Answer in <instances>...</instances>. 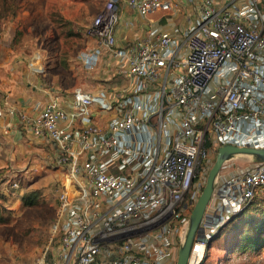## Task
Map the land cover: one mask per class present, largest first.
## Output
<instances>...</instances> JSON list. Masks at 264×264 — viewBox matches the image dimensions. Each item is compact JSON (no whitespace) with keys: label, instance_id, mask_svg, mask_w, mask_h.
<instances>
[{"label":"built area","instance_id":"2783aa9c","mask_svg":"<svg viewBox=\"0 0 264 264\" xmlns=\"http://www.w3.org/2000/svg\"><path fill=\"white\" fill-rule=\"evenodd\" d=\"M124 2L148 17L173 1L107 0L88 26L94 46L80 54L84 67L96 68L107 51L126 83L77 86L68 102L47 85L48 100L24 108L0 90L3 134L18 120L57 150L42 166L63 170L48 240L31 264H176L219 147L264 148V0H200L184 27L150 25L146 37L119 46ZM42 61L36 52L29 66L42 74ZM235 159L216 179L188 264H201L264 189V161L239 169ZM23 170L0 169V192L19 189Z\"/></svg>","mask_w":264,"mask_h":264},{"label":"rangeland","instance_id":"374dc122","mask_svg":"<svg viewBox=\"0 0 264 264\" xmlns=\"http://www.w3.org/2000/svg\"><path fill=\"white\" fill-rule=\"evenodd\" d=\"M107 0H18V16L9 17L0 37V56L13 72L38 77L46 85L59 87L64 94L77 86L110 88L118 79L113 65L104 60L94 68L84 67L80 54L94 46L86 30ZM42 56L44 73H36L29 63L34 54ZM117 78V79H116ZM116 79V80H115ZM112 80H115L112 82ZM24 136V134H22ZM47 147V146H45ZM39 149L24 160L26 168L43 160ZM256 160L249 156L235 159L237 168H247ZM233 163V164H234ZM14 157H9L3 170L25 169ZM232 165L226 171L233 170ZM2 170V169H1ZM5 172V171H4ZM63 174L57 167H47L37 173L23 170L21 187L0 192V264H31L44 248L55 217L59 182ZM37 190L39 204L24 205L23 195ZM256 220H261L259 229ZM246 232L244 235V231ZM259 238L256 252L240 248L245 237ZM201 264H264V192L245 209L241 218L229 222L223 232L208 247Z\"/></svg>","mask_w":264,"mask_h":264},{"label":"crops","instance_id":"0c3cea01","mask_svg":"<svg viewBox=\"0 0 264 264\" xmlns=\"http://www.w3.org/2000/svg\"><path fill=\"white\" fill-rule=\"evenodd\" d=\"M172 1L173 7L170 10H160L148 17L141 16L124 2L122 5L121 20L116 29L117 44L122 46L127 41L146 37L150 25L162 31H171L176 28L184 27L188 23V18L196 15L200 2V0ZM218 1L222 3L225 0ZM104 60L113 65L112 74L114 75L115 68L118 66L117 60L107 51H104L100 64ZM126 79L120 78L116 83L124 84L128 81ZM115 80H112V82ZM46 83L47 82H42L37 76L32 78L31 75L25 73L20 74L18 72H13L11 67L7 66L6 60L0 56V90L8 93L11 96L12 102L18 107H28L36 101L41 103L46 102L48 100ZM84 89L87 91H94V88L90 87ZM97 89L100 88H96L95 90ZM73 90L69 91L70 93L67 92L68 90L65 92L64 99L66 102L71 101ZM104 116L105 115L98 116L95 117V119L99 123H104L106 121ZM15 121V129L11 135L8 136L3 134L2 121L0 122V169L7 166L10 156L14 157L18 164H23L24 160H26V156L30 158L38 149L44 153L42 156L43 160L47 157H55L57 150L53 144H50L45 138L36 136L32 132L27 131L23 126L18 124V120ZM22 134H24V136ZM42 161L29 164L28 172L37 173L47 168V166H42ZM25 164L26 162L23 164V167L26 166ZM51 166L57 167L63 174L61 166H56L55 164Z\"/></svg>","mask_w":264,"mask_h":264},{"label":"water","instance_id":"95a60500","mask_svg":"<svg viewBox=\"0 0 264 264\" xmlns=\"http://www.w3.org/2000/svg\"><path fill=\"white\" fill-rule=\"evenodd\" d=\"M239 156H249L256 161H264V148L237 146L232 144H225L219 147L214 164L207 176L206 184L190 215L185 237L179 248L176 264H188L189 255L197 230L203 218L205 209L214 192L216 179L222 169V166L227 160L237 158Z\"/></svg>","mask_w":264,"mask_h":264},{"label":"trees","instance_id":"16d2710c","mask_svg":"<svg viewBox=\"0 0 264 264\" xmlns=\"http://www.w3.org/2000/svg\"><path fill=\"white\" fill-rule=\"evenodd\" d=\"M18 9H19L18 0H0V33H2V31L4 29V23L9 17L15 18L18 16V14H19ZM261 192H264V189H262L259 192V194ZM37 193H38L37 190H33L32 192L25 193L23 195L24 205H26V206L38 205L39 204V200H38L39 198H37ZM259 194H257L256 197L250 202V204H248L242 210V212H240L237 216H235L232 219V221H234V222L238 221L241 218L243 211L245 209H249L252 206L254 200L259 196ZM260 223L262 224L261 220H256V222L254 224L255 228L259 229ZM223 230H222V232H223ZM245 233H247L246 229H245L243 235ZM258 239L259 238L247 236V237H245V241H244V243L241 244L240 248L248 247V248H252V250L254 252H256L258 247H259ZM215 240L210 243V246L212 245V243L213 244L215 243Z\"/></svg>","mask_w":264,"mask_h":264}]
</instances>
